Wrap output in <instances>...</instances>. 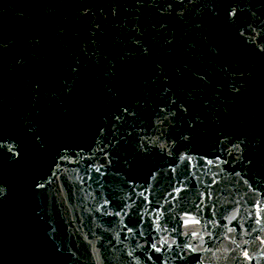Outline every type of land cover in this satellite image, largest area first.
<instances>
[{"label": "water", "instance_id": "obj_1", "mask_svg": "<svg viewBox=\"0 0 264 264\" xmlns=\"http://www.w3.org/2000/svg\"><path fill=\"white\" fill-rule=\"evenodd\" d=\"M0 264H264V0H0Z\"/></svg>", "mask_w": 264, "mask_h": 264}]
</instances>
